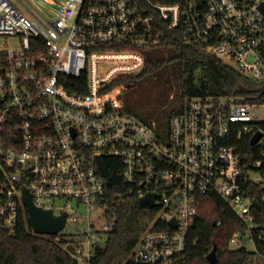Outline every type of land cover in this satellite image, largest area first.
<instances>
[{"label":"built area","instance_id":"built-area-1","mask_svg":"<svg viewBox=\"0 0 264 264\" xmlns=\"http://www.w3.org/2000/svg\"><path fill=\"white\" fill-rule=\"evenodd\" d=\"M33 1L0 0V37L17 38L0 46V242L26 211L24 188L35 206L66 213L64 248L91 264L112 232L101 162L112 158L137 200L154 194L145 207L156 214L128 261L186 264L195 221L219 199L240 224L227 247L264 264V211L250 196L259 189L264 204V178L249 176H264V0ZM177 29L261 89L256 98L185 96L160 134L127 111V88L111 84L138 74L145 52ZM257 131V157L243 160L237 143Z\"/></svg>","mask_w":264,"mask_h":264},{"label":"trees","instance_id":"trees-1","mask_svg":"<svg viewBox=\"0 0 264 264\" xmlns=\"http://www.w3.org/2000/svg\"><path fill=\"white\" fill-rule=\"evenodd\" d=\"M162 70L172 74L170 81L175 90L171 99L166 93L167 89L163 94L153 95L142 88L146 79L150 80ZM139 84L138 92L146 113L135 116L146 122L154 120L157 124V116L160 110L166 108L167 100L178 104L169 113L172 115L182 107L185 96L242 95L256 98L261 89L259 82L226 64L207 48L188 42L181 29L168 31L163 45L153 48L149 54L145 53V65L138 74L120 76L111 85L129 89ZM237 148L243 160L257 157V147L250 146L249 137L237 143ZM115 161L117 160L112 158L101 159L105 164V213L116 229L109 234L105 245L97 248L91 264H135L127 260L129 253L156 214L151 207L139 206L134 193L120 181L117 170L113 167ZM260 192L256 189L250 196L264 211ZM222 208L223 203L216 199L212 208L203 212L195 221L186 247L185 263L211 264L205 257L215 245L217 260L214 264H261L252 252L244 248L227 247L229 237L240 224L233 213ZM217 220H220L218 225ZM68 243L69 240L62 234H34L28 214L24 211L15 234L2 235L0 264H75L67 251L71 247L64 248Z\"/></svg>","mask_w":264,"mask_h":264},{"label":"rangeland","instance_id":"rangeland-1","mask_svg":"<svg viewBox=\"0 0 264 264\" xmlns=\"http://www.w3.org/2000/svg\"><path fill=\"white\" fill-rule=\"evenodd\" d=\"M33 2L34 4H36V6L40 7L41 9H46V6L42 4V0H34ZM16 44H17L16 37H6V36L0 37V46H3V45L12 46ZM151 52H152V49L150 51H146L145 53L149 54ZM222 61L236 68L235 64L229 58H222ZM171 77H172V74L168 73L165 70H162L150 80L146 79L144 83L142 84V88L144 87L146 90H148V92L152 93L153 95L163 94L165 93V90L167 89L166 93L169 94V99H171L174 94V90H175L174 84L171 83L170 81ZM139 86L140 84L137 86L130 87L129 89L123 92V96H122L126 109L132 112L134 115H137V114L143 115V113H146L145 106L142 103V99H140L141 95L138 92ZM169 87H171L170 90H168ZM166 105H167L166 108L163 110H160L159 116H157V122H158L157 131L160 134H164L167 132L168 120L170 117L169 113L172 110L176 109L178 104L171 103V101L167 100ZM258 110H259V119H264V106H259ZM249 176L253 180L264 178V176H262L257 171L250 172ZM70 230H71V226L67 225L64 231H70ZM246 248L251 249L252 247L250 244H248Z\"/></svg>","mask_w":264,"mask_h":264},{"label":"water","instance_id":"water-1","mask_svg":"<svg viewBox=\"0 0 264 264\" xmlns=\"http://www.w3.org/2000/svg\"><path fill=\"white\" fill-rule=\"evenodd\" d=\"M260 131L255 132L250 138V145H254L257 140L261 137ZM154 194H147L138 199L139 206L145 207L153 204ZM23 204L26 208L28 218L31 225V230L37 235H56L58 234L65 225L66 213L61 215H55L52 210L42 209L35 206L26 189L23 188ZM173 224V221L171 222ZM115 224L112 225V232L115 231ZM206 260L214 264L216 258V246L213 245L212 249L206 255Z\"/></svg>","mask_w":264,"mask_h":264}]
</instances>
